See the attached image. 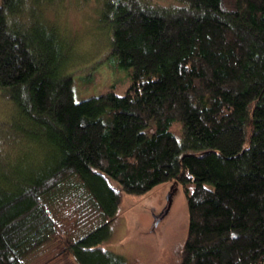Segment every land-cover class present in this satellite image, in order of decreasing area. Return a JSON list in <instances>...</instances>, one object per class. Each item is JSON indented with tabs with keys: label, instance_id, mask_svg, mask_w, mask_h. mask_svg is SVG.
Returning <instances> with one entry per match:
<instances>
[{
	"label": "trees",
	"instance_id": "16d2710c",
	"mask_svg": "<svg viewBox=\"0 0 264 264\" xmlns=\"http://www.w3.org/2000/svg\"><path fill=\"white\" fill-rule=\"evenodd\" d=\"M46 1L0 0V86L19 122L0 140V264L54 241L72 264H139L102 245L125 196L165 183L189 225L162 264H264V0H102L132 84L81 102L55 20L29 9Z\"/></svg>",
	"mask_w": 264,
	"mask_h": 264
},
{
	"label": "rangeland",
	"instance_id": "374dc122",
	"mask_svg": "<svg viewBox=\"0 0 264 264\" xmlns=\"http://www.w3.org/2000/svg\"><path fill=\"white\" fill-rule=\"evenodd\" d=\"M101 4L102 0H47L41 6L29 8H34L38 26H47L43 19L46 16L55 20L60 45L63 52L67 51V71L73 79L76 102L109 92L122 96L132 84V71L119 68L110 55L112 34L104 23ZM30 12L26 18L33 27L37 22L30 17ZM10 95L8 88L0 86L1 153L10 148L7 143L12 142L13 125L19 124ZM154 131L152 124L143 133L150 136ZM35 144L26 149L34 152ZM174 189L172 183H165L143 196H125L111 237L102 247L139 264H162L179 251L187 236L189 214L181 186L173 192L168 208L167 197ZM63 204L54 207L56 218L61 219L70 211ZM61 252V243L51 242L33 253L26 264H72Z\"/></svg>",
	"mask_w": 264,
	"mask_h": 264
},
{
	"label": "water",
	"instance_id": "95a60500",
	"mask_svg": "<svg viewBox=\"0 0 264 264\" xmlns=\"http://www.w3.org/2000/svg\"><path fill=\"white\" fill-rule=\"evenodd\" d=\"M174 191H175V190H172L171 193H170V194L168 195V197H167V199H168V201H169V204H168L169 207H168V208H170V206H171V201H172V200H171V197H172ZM166 212H167V211H166Z\"/></svg>",
	"mask_w": 264,
	"mask_h": 264
}]
</instances>
